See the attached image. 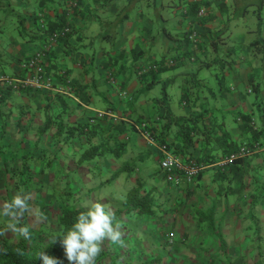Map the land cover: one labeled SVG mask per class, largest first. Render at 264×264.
<instances>
[{"label": "trees", "instance_id": "1", "mask_svg": "<svg viewBox=\"0 0 264 264\" xmlns=\"http://www.w3.org/2000/svg\"><path fill=\"white\" fill-rule=\"evenodd\" d=\"M0 1L2 2L3 0ZM4 1L7 7L4 11L6 13L5 16L0 13V35L6 32L5 25H13L19 33L15 37V43L18 37L23 40H34L40 37L37 32L34 37L32 36L31 32L35 30V27L36 30L40 29V32L38 31L40 35L45 33L49 36L50 33L68 25L70 32L58 38L59 41H67L75 29L73 20L68 23L69 18L74 17L75 13H78L81 4V0H79V7L77 6L73 9L74 12L71 16L69 0H39L37 5L39 11L35 15L36 26H33L29 31L26 26L28 14L24 12L23 8L14 4L12 0ZM166 1L162 3L163 6L166 5ZM168 4L175 8L182 7L186 9V12L195 16H199V11L202 8L207 9L209 7V2H204L203 0H184V3L177 0H168ZM60 8L61 10H59ZM15 11L16 14H14ZM52 11L53 13H50ZM6 17L11 18V20H7ZM160 17L162 18L163 14L159 10L156 18L159 19ZM258 18V29L260 35H262L261 30L263 27L261 28V26L263 22L260 14H258ZM192 32V29L185 31L181 39L178 40L179 46L175 48L177 51L183 46H187V50L174 55V58L180 59L184 58L185 55L189 56V60L193 61L195 65V68L185 73L190 82L193 83L191 86H182V101H185L184 103L191 107V111L185 115L175 116L171 107H169L170 95L168 86L174 81L175 77L164 78V80L160 77L163 72L178 67L179 64L170 65L165 58L156 61L155 66L149 65L150 68H147V70H145V65H139L140 77L144 83L140 91L144 92L155 87L158 81L164 83L160 96H154L155 106H160L164 110L159 111L158 116L152 122L142 118L143 115H139L134 119L132 117L134 112L131 109L129 115L133 119L131 120L132 123L128 119H115L109 116L100 118L96 113H93L90 115L88 122L74 124L75 126L69 125L66 122V117H69L67 114L68 98L73 96L69 92L58 91L57 88L63 86L65 88L71 87V92L73 91L75 94L74 83L70 80L68 73H63L62 69H58L59 71L53 70L52 67L54 69L57 68L55 66L50 68L46 62L43 63L45 75L53 77L55 80L52 82L50 89L32 86L15 88L12 83L0 81V186L4 185L6 188L13 182L15 183L16 191L19 189L25 193V189H21L22 182L20 179L10 176L7 167L2 164L10 158H8L7 150L4 149L5 140L14 139L13 134L15 132L23 134L22 137L27 135L28 137L26 138L29 139L31 138L29 137L30 131L34 129L38 139L42 142V135L55 128L54 136L57 142L65 143V140H62V135L66 130L69 131L67 138L86 136L91 139L99 135V133L101 134L102 130L98 128L101 119L107 121V126L104 128L106 132L103 131L108 133L109 136L107 137H117L122 133L129 135L131 130L139 132V127L143 124L145 125L144 128L152 133L159 144H163L168 149L173 150L185 161L195 160L205 166L192 180H188L183 171L171 170L172 173L179 176V181L176 182L169 178V170L161 165L163 155L158 156L160 169L164 172L169 189L167 188L168 190H166L163 186L160 188L159 185L155 184L152 187V191L149 192L145 187L146 183L139 178L135 188L128 189L131 195V205L128 208L124 207L122 210L115 209V214L116 219L118 213L124 212L125 216H129V218L132 216L133 218L134 212H132V209L138 208L146 213L150 211L148 208L154 204L153 211L157 212L160 206H164L165 209L160 213L162 214V216L160 215L161 218L158 216L159 223L163 226L166 223V220H164L165 216L172 214V221H168L171 227L168 231H160L158 229V233L155 232V234H169V232H172L173 236L165 238L156 246V248H160L163 251L149 256L147 251L154 250L153 245L156 243V235L154 234V237L151 235L152 240L147 241L144 244L145 247L143 244H139L141 250L136 254L135 258L129 251L123 250L124 245L128 243V232L126 233L123 230L122 224L125 223L124 220L117 219L123 231L122 242L112 243L105 241V244H103L105 247H102L100 254L96 258V264H131L134 261H141L139 264H264V210H261L262 208L264 209V149H253L256 142L264 146V109L258 108L255 116L253 114H245L243 118V132L246 133L247 137V142L244 144L250 147L251 153L244 157H239L230 163L219 165V161L237 151L244 144L232 137L227 117L228 112L220 107L213 108L210 105L212 101L209 97L213 96L216 99V91L207 84V75L201 77L199 72L203 66H206L207 69L214 67L215 70V60L210 59V57L206 61L198 58V52H195V49L201 44L197 43L198 38L201 36L198 37L197 35V41H194L190 37ZM222 34L223 32L219 30L211 36L215 49L221 46L219 40ZM261 38L262 40L258 39L251 42L249 50L258 53L259 48L257 46L262 41L263 47L259 51L264 56V37ZM1 49L4 50V53ZM231 49L232 47L227 49V54ZM7 50V48L3 49L0 44V66L3 68L4 66L10 67L12 62L19 63L22 60V58L9 54L10 52ZM34 52L25 57V59L23 58L24 60L18 64L19 69L26 72L31 70L27 60ZM4 54H9L8 61L1 60ZM133 55L135 63H139L138 61H140L143 51L140 48H135ZM191 56L193 58H190ZM2 70H0V75L2 76L24 77L8 74ZM224 78L225 73L224 76L219 78V81L222 82ZM250 80L252 90L259 94L263 90L261 79L253 75ZM228 90L229 86L223 87L222 85L220 92L224 95ZM126 97L130 102L134 100L133 95ZM110 110L114 111L116 107ZM253 117L256 118L255 121ZM118 120L119 122H116ZM15 126L16 129L12 130ZM7 133L10 135L6 139L5 135ZM38 139H36L37 143H39ZM103 140H101V143L104 144L100 143V146H96L97 150L99 148V150L101 148L106 149V144ZM177 142L180 144L177 145ZM199 142L201 146L197 149ZM12 145L9 147L13 151L10 155L16 158L18 148L13 143ZM113 149L115 151V148ZM97 150H93V154ZM47 151L45 150V153ZM196 152H199L198 155H195ZM91 157L92 155L88 158L91 159ZM22 158L27 166L31 164L41 166L46 161L42 155L32 153H25ZM82 163L79 164L81 165ZM60 165V168L64 171L65 163L62 164V161H60ZM121 171H123V168ZM120 173L113 175L109 180H114ZM209 174L212 177L211 181H209ZM74 176L72 179H75ZM81 177L78 175L77 179H81ZM103 183L107 182L103 181ZM64 184V189L58 191L57 195L60 202L58 212L54 214L49 212L52 217V225L40 231L41 233L37 240H28L20 237L18 241H14L0 227V233H2L0 234V264H42L39 256L43 251H47L50 255L57 257L59 264H72L65 255L61 241L59 239L56 240V238L60 237L72 225L78 213L84 210V204L79 200L78 202H69L68 199L70 197L73 199L75 196L73 193L78 191V188L72 185V180H66ZM100 188L91 187L88 190L95 191V189ZM144 191L147 192L144 193ZM151 193L153 202L145 204L144 199L147 196L151 197ZM84 198L86 199V196L83 194L80 200ZM259 205L261 208H259ZM183 211L186 214L180 215L181 220H179L176 215L183 213ZM229 237H231V241H229ZM124 240H126L125 243H123ZM242 240L246 242L247 249L249 248V251L254 252L253 259L255 260L253 263L248 261L247 255L240 254V249L236 252V246ZM192 249H195V251ZM125 252L130 254V258L128 257L126 262L122 260ZM167 257L169 260L164 263Z\"/></svg>", "mask_w": 264, "mask_h": 264}, {"label": "crops", "instance_id": "2", "mask_svg": "<svg viewBox=\"0 0 264 264\" xmlns=\"http://www.w3.org/2000/svg\"><path fill=\"white\" fill-rule=\"evenodd\" d=\"M12 1L17 6L22 7L24 12L28 14V23L26 26L30 31L33 26H36L35 15L39 11L37 7V0ZM203 1L209 2V7H207V9L202 8L205 11V14L202 17L195 16L191 13L189 14V12H186V9H183L182 7H174V12L177 16V24L174 28L176 30L175 36H172L171 32H167L165 28H163V33L169 40L178 41L187 30L192 29L193 32H197L198 37L201 36L198 38L197 43H201L202 45L200 44V46H197L195 52H198V58L206 61L211 56L209 47L215 46L214 44H211V36L214 32L219 30L223 32L219 40L221 45L222 43L229 41L228 39L231 38L228 32L241 30L239 32V44L241 45L242 51L240 54V61L235 63L234 67L231 65L232 68L228 70L230 75L228 76L231 77L233 83L232 86L229 87V90L222 95L220 99L218 98V102L222 109L228 112L227 117L232 137L238 142L244 144L247 142L246 133L243 132L244 115L253 114V116H255L258 108L264 109V89L258 94L255 90H252L250 84V79L253 75H255L258 79H264V67H262L264 58L262 59V53H260V51H258V53H254L249 50L251 42L258 39L262 40L261 37L255 38V36L253 38H249V34L251 36L253 35V32H256L259 23L256 17L253 18L254 21H250V4L258 2L262 5L264 0ZM122 2L123 1L121 0H81L78 13H75V16L73 17V27H75L74 32L67 41L58 40L57 42H54L51 46L50 52L48 53L46 61L48 66L50 68L55 66L57 69L52 67L53 70L62 69L63 73H68L70 80H72L75 86V94L72 95L73 97L68 98L69 105L67 114L69 117H66V122L71 126L88 122L90 115L95 113L96 110H108L114 107H116V110L114 111L119 115V118L128 119L131 123V120H133L129 115L131 113V109L134 112V114H132L134 119L139 115H143L142 118L152 122V120H154L159 114L157 111L154 113V96H157V94L154 93L153 96H148V90L144 92L140 91V88L144 86V83L141 80V74L139 71V65L143 64L147 66L167 57L163 56L161 52V44H156L158 42L156 36L159 32L161 33V31L158 29V33H152V31H154L153 27L155 20L158 18L155 17V20H153L142 16L138 19L140 24L138 21V24L135 25L133 21L129 20L130 9H127V6L123 5ZM131 6L132 4L130 3V8ZM6 7V3L0 1V10L4 9L5 11ZM236 7H240L239 11ZM59 10H61V8ZM105 11L106 13L107 11H112L113 14L115 12H120L118 19H111L110 22L113 24L109 25V28H106L111 34H104L100 30ZM50 13H53V11ZM1 14L2 16L6 15L4 12ZM14 14H16V11ZM255 15H257V13L255 14L254 12V16ZM6 18L7 20H11V18ZM127 20L129 22V27L125 26L124 28ZM262 22L264 30V19H262ZM119 25H122V27L115 31L112 30L114 27L116 28ZM138 25L141 27L139 32L137 30ZM38 31L40 32V29L36 30L35 27V30L32 31L31 34L34 37L37 32L40 37H37L34 40H23L18 37L16 43L14 42L15 37L11 35L10 41L6 45L8 49L7 51H9V54L11 55L22 58L19 63L23 61L25 57L31 55L35 50L40 49L43 44L46 43L48 35L45 33L40 35ZM118 31H120L119 34L115 35ZM91 34H98V38L94 39L96 41H100L101 38L105 40L110 39L111 43L108 44L109 47H101L99 44L96 48L95 44H89L87 39L91 37ZM134 34L137 35L133 36ZM158 37L160 38V35H158ZM138 38L140 39L139 42L144 45H142L143 48L138 46L136 48H140L143 51V55L140 61H138L139 63H135L134 70L132 71L127 64L133 65L135 62V57L133 55L134 49H132V52L130 51L128 42L131 39V47L134 48V45H139L136 42V39ZM151 44L155 46L154 49L150 48V46H152ZM4 46V44H1L2 48ZM178 46L179 44L173 48L169 47V50L173 51ZM91 50H93V54L90 53ZM185 50H187V46H183L180 50L178 49L173 54L177 55ZM2 52L4 53V50H2ZM202 54H204V56ZM8 55L4 54L1 57V60L8 61ZM184 57L187 58L186 55ZM121 59L123 64L119 65ZM174 59V56H171L169 59H166V61L170 63L171 60L174 61ZM93 62H96L98 72L92 69ZM182 62H184V60L181 61L178 59L179 66L184 65ZM191 62L193 63V61ZM19 63L12 62L11 66L8 67L11 74H16L18 76L27 75L28 72L22 71V69L18 68ZM181 63L182 65H180ZM188 66V71L195 68V65L191 63H189ZM167 73H169V70L163 72V77L161 75L160 78H166ZM129 95H133L134 97V100H131V102L128 101L129 99L126 97ZM184 102L185 101H182L181 103L186 107V109L185 112L180 115L188 114L191 111V107ZM151 112H153L152 116L150 115ZM255 119L256 118H254V121ZM116 122H119V120ZM106 126L107 121L102 119L100 126L98 127L102 130L101 134L99 133V135L92 137L89 140L86 136H74L67 138L69 136L68 130L63 133L62 140H65L67 146L69 145L72 149L71 151L66 152V154H69L68 156L71 157L72 162L77 159L76 153H79L80 155L82 154V158H84L85 152L87 153L85 158L92 155L91 159L88 158V162L85 160L81 165L76 166V170L74 169L75 167H68L67 171L71 172L72 175H79V173H77L79 172L78 169L83 167L85 171H87V175H93L89 178V182L92 184V181H95L96 178L101 177L102 180H100L99 183L102 184L104 181L103 178H105L103 176H113L118 172H121L117 177H115L114 184H123L125 188L134 189L136 186L135 184L138 181L137 179L140 178L143 179L144 183H146L145 187L149 192L152 191V187L155 184L159 185L160 188L163 186L164 189L168 190L169 186L166 184L164 172L160 169V160L158 158L160 157L161 152L159 148L155 145L149 144L146 138L140 132H136L135 130H131L129 135L122 133L117 137H107L109 136L108 133H104L106 132V129H104ZM79 139H81V143H78ZM102 139H104L103 142L106 144V149H94L102 142ZM178 144L180 143L177 142V145ZM197 145V149L200 148V142ZM113 148H115V151ZM93 150H97V152L93 154ZM198 153L199 152H196L195 155H198ZM88 166H91L90 170L95 167L99 169H93L91 170L92 172L89 173ZM122 168L123 171H121ZM80 175H82V173ZM211 178L212 177L210 175L209 181H211ZM106 181L108 184L111 182L110 180ZM97 187H100V185L95 183L93 188ZM98 190L99 189L96 191ZM146 192L147 191H144V193ZM151 195L152 193L150 196ZM144 201L145 204H149L150 202L152 203V196H147ZM153 206L151 205L150 208H148L150 211L146 213H144V211H140L138 208L132 209V212H134L133 215L135 217L137 215L138 217H145L147 215L150 216V218H152V224L156 225V227L159 226L157 227L159 229L161 223H159L160 221L158 216H162V214L158 213V211H153ZM185 214L186 212L184 213L183 211V213L178 215ZM166 216L168 218H165L169 219V215L167 214Z\"/></svg>", "mask_w": 264, "mask_h": 264}, {"label": "rangeland", "instance_id": "3", "mask_svg": "<svg viewBox=\"0 0 264 264\" xmlns=\"http://www.w3.org/2000/svg\"><path fill=\"white\" fill-rule=\"evenodd\" d=\"M105 1H108V0H105ZM121 1H123L122 2L123 5L127 6V9H130L129 20L133 21L135 25L138 24V21H139L138 19H140L142 16H144L145 18H150V19L155 20V17L157 15V11H159V10L161 11V13L163 14V17L155 20L154 27H153L154 31H152V33H154V34L158 33V29L161 31V33L159 32V34H158V35H160V38L158 37V35L156 36L157 37L156 39L158 41L156 44H161V52H162L163 56H167V57H165V59H169V57L174 56L173 53L176 50L175 51L169 50V47L173 48L174 46H176L178 44V41L177 40H174V41L169 40L163 33V28H165L167 30V32H171L172 36H175V33H176V30L174 28L177 24V16H176V13L174 12V7L172 8L171 6H169L168 0L166 1L165 6H163V4H162V3H165V0H121ZM177 1H181L184 3V0H177ZM2 2H5V1L3 0ZM38 2H39V0H37V5H38ZM130 3L132 4L131 8H130ZM236 8L239 11L240 7H236ZM0 12L3 13L4 9H1ZM249 12L251 14V15H249L250 21H254L253 18L256 17V19L259 22L258 14L261 15L262 19H264V1H263L262 5H260L258 2H256L255 4H250ZM254 12H255V14L257 13V15L254 16ZM119 16H120V12H118V13L115 12L113 14L112 11H107V13L105 11L104 17L102 20V27L100 29L101 32L104 34H111L108 31V29H106V28H109V25L113 24L112 22H110L111 19H118ZM104 20H106L109 23H107ZM139 24H140V21H139ZM125 26L129 27L128 20L125 22L124 28H125ZM120 27H122V25H119L116 28L114 27L112 30L113 31L118 30ZM262 27L263 26H261V28ZM4 28H5L6 32L1 33L0 44H4L5 46L3 47V49H6L7 48L6 45L10 41L11 35L16 37V35H18L19 33L17 31V28L13 27V25H10V24L5 25ZM258 28H257L256 32H253V35L250 36V34H249V38H253L254 36H255V38L264 36L263 28L261 30L262 35H260V31ZM137 30H138V32L141 30V27L139 25L137 27ZM120 31L116 32L115 35L119 34ZM240 31L241 30H235L233 32H228L230 34L231 38L228 39L229 41L222 43L218 49H215L216 47H214V46L209 47V50L211 52L210 59L215 60V70H214V67L207 69L206 66H203L200 69V72H199L200 76L204 77L205 75H207V77H208L207 84L210 85L211 87H213L214 90L216 91V96H217L216 99H214V97L211 95H210L211 97H209L210 100L212 101L210 103V105H212L213 108H216V107L222 108L218 102L220 97L222 96V94L220 92L222 85H223V87L224 86H229V87L232 86L233 82H232L231 77H229L230 75L228 73V70L230 68L234 67L235 63H238L240 61V54L242 53L241 45L239 44V41H240L239 40V32ZM180 33H182V32H180ZM135 35H137V34H134L133 36H135ZM96 38H98V34H91V37H89L87 39V42L89 44H93V45L95 44L96 48L98 47L99 44L101 45V47L102 46L109 47L108 44L111 43L110 39L105 40V39L101 38L100 41L99 40L96 41V40H94ZM139 41H140L139 38L136 39V42L139 45H134V48H133V47H131L132 46L131 39L129 40L128 45L130 46L131 52H132V49H135L137 46L143 48L142 45H144V44L140 43ZM156 44H154V45H156ZM211 44H212V41H211ZM154 47L155 46H153V45L150 46L151 49H154ZM231 47H232V49L230 51H228V54H227V52H226L227 49L231 48ZM257 47L259 48L258 51L261 50V48L263 47L262 41H261V44ZM90 53L93 54V50H91ZM202 55L204 56V54H202ZM190 58H193V56H191ZM263 58H264V56H262V59ZM94 59L96 60L95 57H94ZM178 59L181 61L184 60V62H182V63H184V65H182V63H181L180 65H182V66H178V67L170 69L169 73H167V76H166V79L171 78V77H175L174 81L171 84H169V86H168V92L170 95V97H169L170 106L169 107H171V110L175 116H179L181 113L185 112L186 107L183 106L181 103L182 102V98H181L182 97V86H191V84L193 83V82H190L189 78L186 77L185 73L188 71L187 68L189 67L188 66L189 63L194 65V63L189 61V56H187V58L184 57V59H180V58L175 57L176 64H178ZM67 61L69 62L68 59H67ZM223 63H224V65H222ZM261 63H262V60H261ZM122 64L123 63H122V59H121V61L119 62V65H122ZM71 65H72V63H71ZM127 65L132 71L134 70L135 62L133 65H130V64H127ZM231 65H232V67H231ZM224 66H226V67L222 68ZM262 67H264V62H263ZM92 69L95 70L96 72H98L96 62H93ZM114 69H115V67H114ZM0 70L5 71L8 74L11 73V71L8 69L7 66H4V68L0 66ZM224 73H225V78L223 79L222 82H220L219 78L221 76H224ZM161 75L163 77V74H161ZM163 80H164V78H163ZM261 85L264 89V79L261 80ZM163 86H164V83L162 81H158V84L155 86V88L147 91L148 96H153L154 93H156L158 96H160L161 91L163 89ZM161 110L163 111L164 109L160 106L159 107L155 106V112L154 113H156V111H157V113L159 111L161 112ZM98 111L99 110H96L95 112H98ZM101 111H105V109H101ZM150 115L152 116L153 112H151ZM100 118H103V117H100ZM112 118H115V117H112ZM118 118H119V115H118ZM101 120H100V122H101ZM91 122H93V121L91 120ZM15 129H16V126L12 128V130H15ZM54 133H55V128L52 129L50 132L44 133L42 135V139H43L42 142H40V140L38 139V136L36 135L37 133L34 129L32 131H30L29 137H31V138H29V139L26 138V137H28L27 135H26V137H22L23 134H21V133L18 134L17 132H15V134H13L14 139L9 138V135H10L9 133H7L5 135L6 136L5 138L6 139L9 138V139L5 140L4 149L7 150V155H9L8 158L9 157L10 158L5 163H2V164L7 167V170L9 172L10 176L16 177V179H20V181L22 182L21 189L24 188L25 193H28L31 195V200L29 201L30 211L25 212L23 214L22 218H20L18 220H10L8 217L0 216L1 230H3V232L6 233L8 236H10L11 239L14 241H18L20 239V237H22V236H19L18 233H13L11 231H8L7 225L9 223H16V224L28 227L29 231H30V238H28V240H37L39 234L41 233L40 231H42L44 228L46 229V228L50 227V225H52V222H51L52 217L49 214V212L51 214L58 212L60 202H59V197L57 195H58V191L64 189L63 185H65L64 183H66V180H72V185L75 187L77 186V188H78V191H74L75 193H73V195H75L73 197V199L71 197L68 199L69 202H71V201L72 202L73 201L78 202V200H79V201H81L82 204H84L86 202L90 203V202L97 200L101 197H106L104 202H108L109 206L112 207L114 209V211H115V209L122 210L124 207L128 208L129 205H131V203H132L130 190H128V188H125L123 184L122 185H120L118 183L114 184L115 179L111 180V182L109 184L108 183H102L101 184L99 182L102 179H101V177H99V178H96L95 181L93 180L92 181L93 184H92L89 182L90 181L89 178H91L93 175H87V171H85V169L83 167H81V169H78L79 172H77V173H79V175L82 173V175H80V176H82L81 179H77L78 175L74 176L71 174V172H68L67 171L68 167H75L74 169L76 170L77 169L76 166L80 165L79 163H82L85 160L88 162L89 159L85 158L87 153L86 152L84 153L85 156L82 160V154L80 155L79 153L75 152L77 159L74 162H72L71 157L68 156L69 154H66V152L72 150L71 147H69V145L67 146V144L64 142L58 143L56 137L54 136ZM21 138H23V139H21ZM36 139H38L39 143L36 142ZM12 143L15 145L16 148H18V150H17L18 154H17L16 158H13L12 155H10L13 152L9 148L10 146H13ZM78 143H81V139H79ZM89 146H91V145H89ZM0 149H1V147H0ZM94 149H97V148L95 147ZM45 150H48L47 153H45ZM25 153L42 155L43 157H45L44 160H46L47 162L45 161V163L41 166H34L33 164H31L30 166H27L23 161L24 159L22 158L23 154H25ZM60 161H62V164L65 163L64 171H62V169L60 168V166H61ZM30 162H32V161H30ZM90 167L88 166L89 173H91L92 172L91 170H93V169H99V168L95 167V168L90 170ZM22 170H23V172H22ZM69 170H71V169H69ZM73 176L75 177V179L74 178L72 179ZM103 177H105V178H103V180L105 182H107L106 180H109V178L112 176L105 175ZM95 183H98L101 188L98 191H96V190L95 191H89L88 188L93 187V185ZM23 184H24V187H23ZM17 193H23V192H21L19 189H18V191H16L15 183H13V182H12V184L10 183V186L6 187V188L4 185L0 186V202L10 201L12 199L13 195L17 194ZM83 194H84V196H86V199L84 198V199L80 200V198ZM259 208H261L260 205H259ZM164 209H165L164 206H160L158 213H162L161 211ZM261 210H264V209L262 208ZM168 215H169V219H166V218L164 219V220H166V223L163 226L161 225V227L159 228L160 231H168L170 229L171 224H168V221H170V222L172 221L173 215L172 214H168ZM122 217H123V219H122ZM165 217H167V216H165ZM177 217H179V220H181L180 215H177ZM234 218H236V216H234ZM117 219L118 220H124L125 223L122 224L124 227L123 230L126 233L128 232V235H127L128 243H126L124 245L123 250L129 251L132 254V256H134L136 258V254L139 253L141 250L139 244L141 243L145 247L144 244H146L147 241L149 242L150 240H152L151 235H153V237H154L155 232L158 233V228L156 227V225L152 224V218H150V216H148V215L145 217L144 216L138 217V215H137L136 217L133 216V218H132V216H131V218H129V216H127V215L125 216V212H124V213H118ZM155 227H156V229H155ZM169 233H171V232H169ZM155 235H156L155 236L156 243H155V245H153L154 250H151V251L148 250L147 251V254H149V256L152 255L153 253L158 254L160 251H163L160 248H156V246L158 244H160L165 238L168 237L167 234L165 235L163 233H160L158 235L155 234ZM230 239H231V237H229V241H231ZM153 241H154V239H153ZM125 242H126V240L123 241V243H125ZM104 244H105V242H104ZM103 247H105V246H103ZM192 250L195 251V249H192ZM238 250H239V252H241L240 254L247 255V259H249L248 261H250L251 263L254 262V260H255V259H253L254 252L249 251V248L247 249V245H246L245 241L242 240L241 243L238 246H236V252ZM128 257L130 258V254L128 252H125V256L122 258V260H124L126 262ZM167 260H169L168 257L164 261V263H166ZM140 262L141 261H139V262L134 261V263L132 262L131 264H139ZM105 264H107V263H105Z\"/></svg>", "mask_w": 264, "mask_h": 264}, {"label": "clouds", "instance_id": "4", "mask_svg": "<svg viewBox=\"0 0 264 264\" xmlns=\"http://www.w3.org/2000/svg\"><path fill=\"white\" fill-rule=\"evenodd\" d=\"M149 65L152 66L155 63ZM170 65H175V60H171ZM105 198L101 197L90 203H84V210L80 211L72 225L56 238L61 241L65 255L72 264H96V258L105 241L122 242L121 224L116 219L114 209L109 206L108 202H104ZM30 200L31 195L28 193L14 194L10 201L0 202V216L8 217L10 220L22 218L25 212L30 211ZM7 230L18 233L25 239L30 238L29 228L23 225L9 223ZM39 258L42 264H59L58 258L47 251L41 252Z\"/></svg>", "mask_w": 264, "mask_h": 264}, {"label": "built area", "instance_id": "5", "mask_svg": "<svg viewBox=\"0 0 264 264\" xmlns=\"http://www.w3.org/2000/svg\"><path fill=\"white\" fill-rule=\"evenodd\" d=\"M76 5H78V0H69V6L71 7L70 15L71 14L73 15L74 12L73 9L76 7ZM204 14L205 11L201 9L199 11V16L202 17ZM71 20L72 18H69L68 23H70ZM68 32H70V28L67 25L65 27H62L60 30H56L49 34L46 43L43 44V46L40 49L35 50L34 54L27 60V64L31 68V70L27 73V75H25L24 77H10L8 75L6 76L0 75V81L1 82L6 81L8 83H12L15 88L32 86V87L50 89L52 87V82H54L55 80L53 77H48L45 75L44 72L45 69L43 63L46 62L52 44L54 42H57L60 36L66 35ZM190 37L194 41H197V32H192V34H190ZM147 68H150V66H146L145 70H147ZM57 90L63 92H69L70 95H73V91L71 92V87L68 88H65L64 86L58 87ZM96 114L99 117L109 116L111 118L115 117V119L118 118V115L113 110H105V111L99 110L98 112H96ZM144 126L145 125L142 124L139 127V132L146 138L149 144L155 145L159 148L161 154L163 155L162 156L163 158L161 159V165L163 168L169 170L170 179H173L176 182L179 181V176L172 173L171 170L183 171L185 173V177L188 180H192L194 179V177L198 175L200 170L205 167L199 164L198 162H196L195 160L185 161L180 155L176 154V152H174L173 150L168 149L163 144H159L155 140V137L152 135V133L146 130ZM253 147H254L253 149H257V150L264 149V146L261 145L259 142H256ZM249 153H251L250 147L246 144L241 145L237 151L233 152L225 159L219 161L218 164L224 165L230 163L239 157L246 156ZM167 235L168 237H172L173 233L171 232Z\"/></svg>", "mask_w": 264, "mask_h": 264}]
</instances>
